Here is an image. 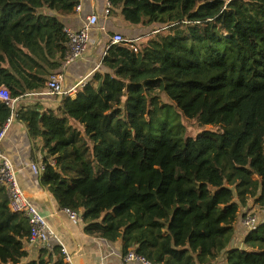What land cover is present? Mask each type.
<instances>
[{"label": "trees", "instance_id": "1", "mask_svg": "<svg viewBox=\"0 0 264 264\" xmlns=\"http://www.w3.org/2000/svg\"><path fill=\"white\" fill-rule=\"evenodd\" d=\"M108 2L109 16L116 9L149 28L147 44L138 53L112 45L104 72L44 112L25 98L61 69L68 40L57 17L73 16L81 2L0 0V86L16 100L15 122L43 143L42 186L80 216L87 236L122 243L124 257L134 250L163 264H264L261 217L237 235L244 208L264 209V0ZM168 108L205 130L187 134ZM11 114L0 101V129ZM133 169L128 205L112 203L114 174ZM89 183L104 193L89 194ZM29 237L0 185V264H66L59 245L30 251Z\"/></svg>", "mask_w": 264, "mask_h": 264}, {"label": "crops", "instance_id": "2", "mask_svg": "<svg viewBox=\"0 0 264 264\" xmlns=\"http://www.w3.org/2000/svg\"><path fill=\"white\" fill-rule=\"evenodd\" d=\"M80 2V11L75 10V14L67 18L59 16L57 20L74 31L80 30L89 15H96L99 22L91 33L86 57L66 70L65 87L67 89L74 87L84 78L92 77L94 73L104 72L101 62L106 51L112 46L111 39L114 35L120 34L128 39H137L147 35L149 29L129 25L124 20L122 13L116 9L112 10L109 16L110 5L108 0H80ZM57 58L60 60V53ZM61 61H59L60 66ZM45 89L46 85L40 93L28 94L25 98V104L40 105L44 112L56 111L60 107L61 100L46 96ZM69 148L71 147L65 150L66 153L78 163L80 159L76 149L72 147L74 152ZM3 149L13 160L25 193L64 242L65 247L74 257L75 264H138L123 261L122 243H113L87 236L83 222L72 220L66 210L59 208L51 193L42 186L40 176L34 173L31 166V160L34 161V159L37 164L44 163L43 143L30 141L26 129L21 124L14 122L11 126ZM89 185L94 186L95 192L88 190L87 186ZM87 186H85L86 192L91 195H98L99 191L104 193L98 184L89 183ZM240 229L241 227L238 228V231ZM243 231L241 230L240 234ZM31 256L38 257L37 251L31 252ZM220 264L223 262L220 261Z\"/></svg>", "mask_w": 264, "mask_h": 264}, {"label": "built area", "instance_id": "3", "mask_svg": "<svg viewBox=\"0 0 264 264\" xmlns=\"http://www.w3.org/2000/svg\"><path fill=\"white\" fill-rule=\"evenodd\" d=\"M80 9V6H77L76 11H80ZM98 22V17L92 14L86 18L84 25L81 26L79 31H74L68 27L64 28V33L67 36L68 42L67 48L63 54L62 67L60 70L52 73L49 76L45 89L46 96L60 100L66 97L75 98L78 90L85 87L89 78H84L80 80L74 87L67 89L65 87V74L66 70L71 65L82 61L86 57L91 40V33L98 26ZM148 39L149 36H143L137 39H128L123 35L116 34L112 37L111 44H124L134 52L138 53L141 46L147 44ZM0 101L9 104L12 111V114L8 117L4 126L0 129V185L5 186L7 189L9 208L11 212L15 214H21L28 220L30 229L28 249L30 251L37 247L52 250L55 245H59L62 248L65 263L75 264L74 257L69 253L64 242L61 240L55 230L49 225L47 220L41 215V213L25 193L21 186L14 162L3 149V145L8 136L10 128L15 122L13 111L16 108V100L12 98L11 92L5 86H0ZM31 161V166L34 173L40 175L42 172H44L45 167L42 164L34 163L33 160ZM53 164H55V162H53ZM66 211L72 220L82 222V219L79 215L68 210ZM258 217L257 215H250L242 219V227L245 230L256 229L259 221ZM123 261L125 263L138 264H163L154 263L145 257L138 255L134 250L130 251L123 258Z\"/></svg>", "mask_w": 264, "mask_h": 264}, {"label": "rangeland", "instance_id": "4", "mask_svg": "<svg viewBox=\"0 0 264 264\" xmlns=\"http://www.w3.org/2000/svg\"><path fill=\"white\" fill-rule=\"evenodd\" d=\"M167 117L169 118L171 122H174V124L183 126V128H185L186 133L189 135H193V136L195 135L194 137H196L200 132L205 130V129H199V128L192 126L189 121H187L185 118L179 115L178 112H176L173 108H168ZM177 131L182 133L183 129L177 128ZM69 149L75 152L74 148L71 147ZM78 163L81 167V172L79 176L81 178H85L87 175L86 168L85 166H83V164H81L82 163L81 161H79ZM133 174H134V169L129 172L117 171L114 174V182L117 185L118 190L115 193L110 194V200L112 203H118V204H121L122 206H125L127 204V199L125 197L124 190H125V186L130 183V179L132 178ZM87 188L91 192H95L93 185H89L87 186ZM99 194H102V192L100 193L99 191ZM242 212L245 214L244 216H248V215L250 216L251 214L258 215L259 217H261V222L262 221L264 222V209L259 210V207L255 205L253 201L246 208H244ZM240 227H241V230H245L242 227V225ZM178 229H179V224L176 223L173 231L175 232ZM240 231L237 235H240ZM241 241L243 242V239H241ZM238 245H241V243L238 242Z\"/></svg>", "mask_w": 264, "mask_h": 264}]
</instances>
